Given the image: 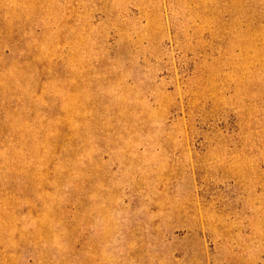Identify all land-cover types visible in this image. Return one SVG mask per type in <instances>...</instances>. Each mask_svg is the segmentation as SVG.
I'll use <instances>...</instances> for the list:
<instances>
[{
    "label": "rangeland",
    "instance_id": "rangeland-1",
    "mask_svg": "<svg viewBox=\"0 0 264 264\" xmlns=\"http://www.w3.org/2000/svg\"><path fill=\"white\" fill-rule=\"evenodd\" d=\"M0 264H264V0H0Z\"/></svg>",
    "mask_w": 264,
    "mask_h": 264
}]
</instances>
